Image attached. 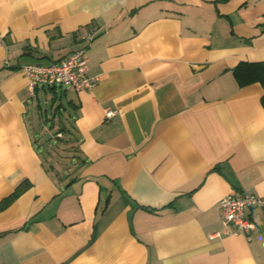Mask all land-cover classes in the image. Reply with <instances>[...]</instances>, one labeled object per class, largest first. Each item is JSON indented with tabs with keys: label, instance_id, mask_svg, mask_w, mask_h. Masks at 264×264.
<instances>
[{
	"label": "crops",
	"instance_id": "crops-1",
	"mask_svg": "<svg viewBox=\"0 0 264 264\" xmlns=\"http://www.w3.org/2000/svg\"><path fill=\"white\" fill-rule=\"evenodd\" d=\"M91 26L98 80L61 87L60 171L27 118L52 91L31 97L19 67L58 62ZM0 36V198L30 183L0 210V264H264V206L247 240L218 203L264 198L263 87L232 76L264 62V0H0Z\"/></svg>",
	"mask_w": 264,
	"mask_h": 264
},
{
	"label": "built area",
	"instance_id": "built-area-1",
	"mask_svg": "<svg viewBox=\"0 0 264 264\" xmlns=\"http://www.w3.org/2000/svg\"><path fill=\"white\" fill-rule=\"evenodd\" d=\"M98 28L91 26L82 35L84 46L70 52L61 60L51 64L30 63L21 65L22 70L27 79V87L32 96L40 87H72L73 89L91 90L97 83L98 77L88 75V58L86 50L95 38ZM2 37L0 36V45ZM106 117H111L114 112L110 109L105 112ZM57 137H62L61 132L55 133ZM223 223L224 234H242L251 239V233L255 229L254 221L249 215V209L252 207H263L264 198L249 192H241L240 194H229L220 199L218 202Z\"/></svg>",
	"mask_w": 264,
	"mask_h": 264
},
{
	"label": "rangeland",
	"instance_id": "rangeland-1",
	"mask_svg": "<svg viewBox=\"0 0 264 264\" xmlns=\"http://www.w3.org/2000/svg\"><path fill=\"white\" fill-rule=\"evenodd\" d=\"M60 87H57V95L54 99H51L52 92L47 91L44 93L41 90L38 93L37 99L32 106V111L28 114L30 122H32L33 127L31 130L34 132H39L41 140L46 142H52L47 147L49 148L51 155L47 159L50 162H53L58 170L68 169L72 166L70 165V158L73 153L74 146H67L63 144H58L59 139L56 137V131L59 128L58 117L61 118V115H67L68 105L67 100L64 94L60 93ZM61 102L64 107L59 108L60 110L55 114V120L53 117V112L56 111L54 108L58 103ZM38 104V106L36 105ZM58 144V145H57Z\"/></svg>",
	"mask_w": 264,
	"mask_h": 264
},
{
	"label": "trees",
	"instance_id": "trees-1",
	"mask_svg": "<svg viewBox=\"0 0 264 264\" xmlns=\"http://www.w3.org/2000/svg\"><path fill=\"white\" fill-rule=\"evenodd\" d=\"M232 73L238 84V86H247L248 84L259 82L261 84V87H263V94L261 95V98L259 99L261 101L262 106L264 107V62L263 61H240L238 64L232 69ZM58 86L50 87L49 89L52 92L55 88ZM61 94H64V89L60 87ZM56 95H52L51 99H54ZM64 107V105L59 102L58 105L55 106V110L53 113V117L55 114L60 110L59 108ZM68 129L65 127H61L58 131L62 134L67 133ZM57 133V132H56ZM61 139L60 141H64L62 137H58V139ZM63 139V140H62ZM214 169H218V166H214ZM30 185V183L27 180H22L18 185H15L14 190L8 194L7 196L0 198V210L6 208L8 205H10L15 198H17L27 187ZM149 209V208H146ZM151 210V209H150Z\"/></svg>",
	"mask_w": 264,
	"mask_h": 264
},
{
	"label": "water",
	"instance_id": "water-1",
	"mask_svg": "<svg viewBox=\"0 0 264 264\" xmlns=\"http://www.w3.org/2000/svg\"><path fill=\"white\" fill-rule=\"evenodd\" d=\"M68 183H70V182H68Z\"/></svg>",
	"mask_w": 264,
	"mask_h": 264
}]
</instances>
